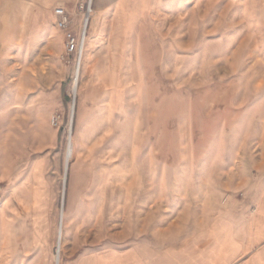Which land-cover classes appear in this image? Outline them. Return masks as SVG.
<instances>
[{"label":"rangeland","instance_id":"obj_1","mask_svg":"<svg viewBox=\"0 0 264 264\" xmlns=\"http://www.w3.org/2000/svg\"><path fill=\"white\" fill-rule=\"evenodd\" d=\"M108 2L91 1L65 175L77 58L61 59L63 35L28 45L29 20L0 10V40H19L0 41V264H54L64 180L60 259L65 244L126 243L177 212L255 209L264 0H157L128 35L98 17ZM87 3H65L78 27Z\"/></svg>","mask_w":264,"mask_h":264},{"label":"crops","instance_id":"obj_2","mask_svg":"<svg viewBox=\"0 0 264 264\" xmlns=\"http://www.w3.org/2000/svg\"><path fill=\"white\" fill-rule=\"evenodd\" d=\"M68 1L71 0H0V10H16L15 19L19 22L29 20L26 42L34 45L44 34H50L49 38L55 36L54 41L61 38V31L55 28L40 35L39 26L44 16L49 22L53 19L51 10L55 6L65 7ZM156 1L109 0L99 9L98 17L118 19L123 35H128L135 21L141 20ZM145 26L152 24L145 23ZM36 27L37 32L33 31L30 39L31 28L35 30ZM108 33V24L104 21L93 29L92 36L97 41H105ZM261 182L262 179L257 182L253 210L232 209L226 204L219 209L177 212L166 216L168 221L160 227L149 229L133 241L105 243L100 248L65 244L59 264H264V182ZM210 201L214 204L215 198ZM26 264H51V261L38 258L28 260Z\"/></svg>","mask_w":264,"mask_h":264},{"label":"built area","instance_id":"obj_3","mask_svg":"<svg viewBox=\"0 0 264 264\" xmlns=\"http://www.w3.org/2000/svg\"><path fill=\"white\" fill-rule=\"evenodd\" d=\"M91 1L88 0L86 4L85 12L82 16L81 26L75 23L72 14L63 6H55L52 9L53 25L62 32L64 50L61 54V59L65 61L70 56H76L77 63H79L83 45L86 38V29L91 13ZM81 8H83L81 6ZM59 123V116L55 115L51 117V124L57 127Z\"/></svg>","mask_w":264,"mask_h":264},{"label":"bare ground","instance_id":"obj_4","mask_svg":"<svg viewBox=\"0 0 264 264\" xmlns=\"http://www.w3.org/2000/svg\"><path fill=\"white\" fill-rule=\"evenodd\" d=\"M83 48H84V45H83ZM82 55H83V51H82L79 63H76V65L78 67H76V69H75V81L73 82L72 89H71L72 95L76 94V92H77V80H78L79 69L81 66ZM72 153H73V142H72V137L70 136L69 137V143H68V151L66 152L67 162L69 161ZM62 223H63V213L61 216L60 226H59L58 232H57L56 243L58 246V248H57L58 251H57V254L55 255V264H59V262H60V252H61V247H62V227H61Z\"/></svg>","mask_w":264,"mask_h":264},{"label":"water","instance_id":"obj_5","mask_svg":"<svg viewBox=\"0 0 264 264\" xmlns=\"http://www.w3.org/2000/svg\"><path fill=\"white\" fill-rule=\"evenodd\" d=\"M74 103H75V94H73L72 99H71L70 129H69V135H68V143H69V137H70V134H71V127H72V122H73ZM66 169H67V160H66V163H65L64 175L66 174ZM64 191H65V180L63 181L62 197H61V202H60V220H59V226H60L61 216H62V212H63ZM56 253H57V251H56Z\"/></svg>","mask_w":264,"mask_h":264},{"label":"trees","instance_id":"obj_6","mask_svg":"<svg viewBox=\"0 0 264 264\" xmlns=\"http://www.w3.org/2000/svg\"><path fill=\"white\" fill-rule=\"evenodd\" d=\"M65 100V99H64Z\"/></svg>","mask_w":264,"mask_h":264}]
</instances>
